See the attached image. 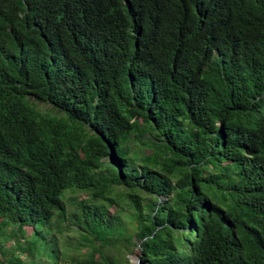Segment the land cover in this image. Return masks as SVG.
Here are the masks:
<instances>
[{
    "label": "trees",
    "instance_id": "16d2710c",
    "mask_svg": "<svg viewBox=\"0 0 264 264\" xmlns=\"http://www.w3.org/2000/svg\"><path fill=\"white\" fill-rule=\"evenodd\" d=\"M0 264H264V0H0Z\"/></svg>",
    "mask_w": 264,
    "mask_h": 264
},
{
    "label": "rangeland",
    "instance_id": "374dc122",
    "mask_svg": "<svg viewBox=\"0 0 264 264\" xmlns=\"http://www.w3.org/2000/svg\"><path fill=\"white\" fill-rule=\"evenodd\" d=\"M32 230V228L31 227H27V232L28 233H30V231ZM62 235H65L66 236V234L65 233H63ZM66 238V237H65ZM64 238V239H65ZM58 242H59V239H58ZM7 245H10V242L9 243H7ZM138 250L137 249H134V252L132 251V252H124V254L126 255V257H128L129 258V260L131 261V262H133V263H137V258H138Z\"/></svg>",
    "mask_w": 264,
    "mask_h": 264
},
{
    "label": "water",
    "instance_id": "95a60500",
    "mask_svg": "<svg viewBox=\"0 0 264 264\" xmlns=\"http://www.w3.org/2000/svg\"><path fill=\"white\" fill-rule=\"evenodd\" d=\"M139 262V258H137V263Z\"/></svg>",
    "mask_w": 264,
    "mask_h": 264
},
{
    "label": "clouds",
    "instance_id": "9594fccd",
    "mask_svg": "<svg viewBox=\"0 0 264 264\" xmlns=\"http://www.w3.org/2000/svg\"><path fill=\"white\" fill-rule=\"evenodd\" d=\"M217 1H223V0H217Z\"/></svg>",
    "mask_w": 264,
    "mask_h": 264
}]
</instances>
